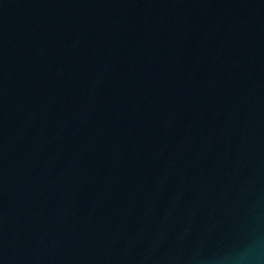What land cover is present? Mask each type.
Wrapping results in <instances>:
<instances>
[{
  "label": "water",
  "instance_id": "1",
  "mask_svg": "<svg viewBox=\"0 0 264 264\" xmlns=\"http://www.w3.org/2000/svg\"><path fill=\"white\" fill-rule=\"evenodd\" d=\"M264 264V0H0V264Z\"/></svg>",
  "mask_w": 264,
  "mask_h": 264
},
{
  "label": "clouds",
  "instance_id": "2",
  "mask_svg": "<svg viewBox=\"0 0 264 264\" xmlns=\"http://www.w3.org/2000/svg\"><path fill=\"white\" fill-rule=\"evenodd\" d=\"M209 264H247L248 257L243 251L228 250L208 258Z\"/></svg>",
  "mask_w": 264,
  "mask_h": 264
}]
</instances>
